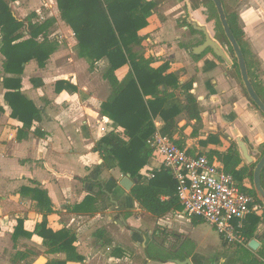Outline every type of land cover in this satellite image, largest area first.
<instances>
[{
	"label": "crops",
	"instance_id": "crops-1",
	"mask_svg": "<svg viewBox=\"0 0 264 264\" xmlns=\"http://www.w3.org/2000/svg\"><path fill=\"white\" fill-rule=\"evenodd\" d=\"M23 2L14 3L16 7L24 8ZM39 3L51 10L44 12L40 8L17 15L23 18L36 12L34 21L47 25L46 37L54 45L45 66L39 67L31 60L25 64L21 75V93L40 109L41 114L40 121L33 122L25 139H17L22 123L11 117V109L3 98L5 89L0 83V264H45L51 259L65 258L63 253H47L42 239L35 234L20 233L15 238L13 233L18 220L22 221V230L29 233L42 220H46L47 227L53 231L67 229L73 232L76 251L84 260L66 264L98 262L93 252L105 243L103 238L94 236L99 228L105 230V237L109 239L106 248L110 249L112 244L126 253L129 248L133 251L131 256L122 255L121 258L109 255L106 258L109 264H116L112 262L115 260L118 264H137L140 260L143 264H159L148 249L152 244L162 248L152 241L153 234L162 235L167 229L168 233L176 232L184 239L200 224L192 225L189 218L180 217L178 210L155 217L120 186L119 181L124 175L117 167L107 169L103 166L101 156L94 150L95 143L116 128L113 121L101 113V105L111 91L102 75L107 61L101 59L91 69L90 63L78 56L77 40L61 19L56 0H39ZM222 3L225 10L237 15L248 44L249 52L244 57L249 79L264 102V0H222ZM213 19L205 7L193 8L189 0H163L151 10L147 25L138 31L142 41L133 46V52L150 59L153 68L168 63L167 73H172L178 84L168 88L173 95L169 99L170 105L182 108L186 103V86L191 83L189 92L196 98L199 118H190L185 110L176 114L174 120L178 129L172 135L174 141L191 153L206 155L224 170V156L234 144L241 159L236 169H241L255 163L264 152V116L248 100L238 67L233 65V56L226 45L223 47L230 63L208 49L198 55L192 53V48L203 42L204 35L190 25V20L205 26L215 39ZM53 24L59 25L63 33L57 34L59 30L53 33ZM1 69L0 66V72ZM129 70L128 64L123 65L115 75L122 80ZM32 78H39L42 84L35 87ZM61 80L69 82L75 89L56 91V82ZM152 120L155 131L160 132L164 125L160 114ZM34 128H39L44 135H35ZM233 129H237L239 139L247 146L253 157L252 163L241 158ZM117 130L122 128L117 127ZM240 182L247 188L253 187L245 176ZM34 189L45 191L51 203L49 212L41 208ZM89 197L91 200L83 203ZM120 197L125 199L119 202ZM263 208L262 204V209L256 213H262ZM218 238L217 247L228 248L234 257L236 249L232 246L238 245L224 244ZM253 238L259 246L250 250L256 252L264 243V216ZM195 242L197 250L194 253L205 256L201 253L204 249ZM30 246L41 251L39 257L30 256L27 251ZM189 254L188 249L183 259L189 258ZM174 258L166 257L161 261L175 264L168 262ZM262 261L264 264V259Z\"/></svg>",
	"mask_w": 264,
	"mask_h": 264
},
{
	"label": "trees",
	"instance_id": "trees-1",
	"mask_svg": "<svg viewBox=\"0 0 264 264\" xmlns=\"http://www.w3.org/2000/svg\"><path fill=\"white\" fill-rule=\"evenodd\" d=\"M16 1L18 0H0V53L4 58L0 83L5 89L3 98L11 109V117L22 123L17 135V139L20 140L27 138L33 122H39L41 119L40 109L21 93L24 66L31 60H35L39 67L45 66L54 45L46 37L47 25L34 21L37 17L36 12L32 11L23 18L14 13L12 4ZM162 1L56 0L61 19L71 28L77 40L78 56L89 61L91 69L97 61L101 59L107 61L102 75L111 91L101 105V113L110 118L116 128L104 134L95 143L94 150L101 156L105 168L117 167L123 175L129 174L133 180L129 195L142 209L157 218L171 211H180L182 207L176 197L175 180L163 169L147 144V139L155 132L152 119L159 113L164 120L160 132L172 138L174 131L178 129L174 116L181 110H185L192 119L199 118L196 98L189 92L191 83L186 86V103L182 108L175 104L170 105L169 99L173 95L168 92V88L177 87L178 84L176 77L172 73H167L168 63L153 68L150 66V59L133 52V46L139 45L142 41L138 31L147 25L146 19L151 10ZM189 1L193 8L203 6L212 9L210 16L216 19L215 38L227 46L233 56V65L237 67L236 58L224 35L212 1L198 0L196 4L194 0ZM224 11L229 27L245 55L249 52L248 44L244 40L237 15L225 9ZM40 36L41 40L38 39ZM126 64L130 66V70L122 80H118L115 71ZM31 82L35 87L42 84L39 78H32ZM161 86L164 88L161 89ZM63 89L73 91L75 87L69 82L57 81L55 90ZM247 98L252 103L248 96ZM117 127L122 130H117ZM33 133L37 136L44 135L39 128H34ZM175 142L184 148L178 141ZM187 152L191 153L188 150ZM240 162L236 146L232 144L224 156L225 171L234 177L241 190L255 196L263 204L257 198L253 187L247 188L240 182L244 176L252 182L255 163L248 166L249 173L246 175L241 169H236ZM148 172H153L154 177L145 180L143 177ZM261 186L264 189V169L261 172ZM34 192L41 208L49 212L51 203L45 191L34 189ZM90 200V197L86 198L83 203ZM262 216L264 208L262 213H251L244 220L241 232L247 241L254 237ZM189 220L192 225L204 223L197 217H191ZM20 233L39 236L43 245L47 247V253L65 255L64 259H51L45 264H66L68 261L84 260L76 251L75 234L67 229L53 231L47 227L46 220L37 223L32 233L22 230V221L18 220L13 236L16 238ZM94 236L103 238L105 244L109 243L102 228L97 229ZM121 254L119 249L112 253L114 257H120ZM163 259L166 258L157 260ZM262 259L264 243L256 252L251 251L249 247L239 246L230 264H263Z\"/></svg>",
	"mask_w": 264,
	"mask_h": 264
},
{
	"label": "built area",
	"instance_id": "built-area-1",
	"mask_svg": "<svg viewBox=\"0 0 264 264\" xmlns=\"http://www.w3.org/2000/svg\"><path fill=\"white\" fill-rule=\"evenodd\" d=\"M147 144L176 182L179 215L201 218L228 245L248 247L241 231L247 216L262 209L256 197L206 155L188 153L167 135L155 131ZM153 177V172L144 175L145 180Z\"/></svg>",
	"mask_w": 264,
	"mask_h": 264
},
{
	"label": "rangeland",
	"instance_id": "rangeland-1",
	"mask_svg": "<svg viewBox=\"0 0 264 264\" xmlns=\"http://www.w3.org/2000/svg\"><path fill=\"white\" fill-rule=\"evenodd\" d=\"M20 1H22V0H20ZM23 1L24 2L22 4V6L24 8H18V6L16 7V4H15L16 2L12 4V7H13L12 9H14L13 10L14 13L18 16L23 15L25 13H28L31 10H36V9L38 10L40 8H42L44 12L46 9L51 10V8L44 7L41 3H39V0H23ZM28 1L31 2L29 5L27 3ZM194 2H195L194 4H196V3H198V0H194ZM13 5H15V6H13ZM205 8H206L207 14L210 16L212 9L210 7H205ZM54 13H56V12H54ZM215 21H216V19H213V21L211 22L212 25H213V23L215 24ZM57 30H59V25L57 26V24H55V25L53 24V26H52L53 33H56ZM59 32L63 33L61 29L57 32V34H59ZM212 34L215 37L214 29H213ZM222 46H225V45H222ZM80 58H82V57H80ZM2 59H3V57L0 53V66H1V63L3 62ZM87 63L89 64V61H87ZM246 168L245 169L241 168V171H243L247 175V173H249V169H248V167H246ZM239 180L240 179H238V181ZM124 199H125L124 197H120V198H118V201L122 202ZM180 217L187 219L184 216H180ZM155 228L158 229L157 227H155ZM189 228H190V224H189ZM166 230L167 229H164L162 231L163 232L162 235L156 236L155 234H153V236H152V241L154 243H159L162 246V248H161V247H158L157 245L152 244L148 248L149 251L151 252V254H153L154 258H156V260L160 259V258H166V257H168V258L176 257L175 259L182 260L183 254L187 253L188 249L190 252L189 258L191 259V262L193 264H214V263L215 264H229V262L233 259V256H232L233 254L228 248L220 249V247L219 248L217 247V245H219V238H218L217 232L212 227H210V225H208L205 222L190 230V233H189L190 238L188 237V235H185L184 239H183L181 237L182 236L181 234H177L176 232H172L170 234ZM193 240L197 241L200 244V249H204L203 251H201V253L205 256H200L199 253H197V254L194 253V251L197 249H196V245H195L196 242ZM181 243H182V245H181L180 249L178 251H176L178 246H180ZM101 246H103V247L96 248L93 252V256L98 259V262L96 264H109V262L106 258L109 257V255H112V253H114L115 250L117 251V249H119L120 252L122 253L121 256L118 258H121L122 255L125 257V256H129V254H130V256H131L132 253H130V252H133L132 249L129 248L127 253H126L125 250H121L120 248H117L116 246H112V244H110V247H111L110 249H109V247L106 248L105 243H102ZM232 248L237 249L238 246H232ZM129 250H131V251H129ZM27 251L30 252V256H32V257L35 256V258L39 257L41 254V251L34 246L28 247ZM32 257H31V259H33ZM35 258L33 259V261H35ZM31 259H30V261H31ZM211 259H212V261H211ZM220 259H221V261H220ZM112 262H115L116 264H118V260H115ZM210 262H214V263H210ZM119 264H123V262H119ZM137 264H143L142 260H140ZM159 264H163V262L160 261Z\"/></svg>",
	"mask_w": 264,
	"mask_h": 264
},
{
	"label": "water",
	"instance_id": "water-1",
	"mask_svg": "<svg viewBox=\"0 0 264 264\" xmlns=\"http://www.w3.org/2000/svg\"><path fill=\"white\" fill-rule=\"evenodd\" d=\"M215 10L218 15V20L221 24L222 30L224 32V35L232 49V52L236 58V64L240 73V78L243 84V87L245 89V92L249 99L252 101L254 106L258 109V111L264 116V102L260 98V96L257 94L255 91L252 82L249 79L248 75V69H247V64L245 61L244 54L235 39L228 21L227 17L223 8V4L221 0H211ZM190 25L198 30L201 31L204 35V40L201 44L194 46L192 48V53L194 55H198L202 53L206 49H210L213 54L217 57H221L224 59L226 62L230 63V59L228 55L226 54L225 47H223L216 39H214L209 31L206 29L205 26L203 25H198L195 21L190 20ZM233 135H235L237 139V146L241 155V158L244 159L247 163H252L253 162V157L249 154V151L247 149V146L245 143L239 139L238 136V131L237 129H233ZM264 169V152L261 154L259 159L255 162L253 171H252V183H253V188L256 192L257 197L259 200L263 203L264 205V189L261 186V172ZM119 184L123 189L129 191L133 185V181L129 178L128 175H124L120 181ZM247 246L251 250H256L257 247L259 246V242L255 239L252 238L251 240L248 241ZM168 262H172L175 264H193L189 258H185L183 260L179 259H169Z\"/></svg>",
	"mask_w": 264,
	"mask_h": 264
},
{
	"label": "flooded vegetation",
	"instance_id": "flooded-vegetation-1",
	"mask_svg": "<svg viewBox=\"0 0 264 264\" xmlns=\"http://www.w3.org/2000/svg\"><path fill=\"white\" fill-rule=\"evenodd\" d=\"M222 1V0H221ZM223 4V3H222ZM224 8V7H223Z\"/></svg>",
	"mask_w": 264,
	"mask_h": 264
}]
</instances>
